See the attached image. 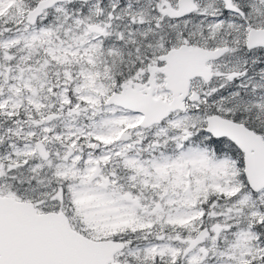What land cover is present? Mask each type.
I'll list each match as a JSON object with an SVG mask.
<instances>
[{
    "label": "snow or ice",
    "instance_id": "6c2138e0",
    "mask_svg": "<svg viewBox=\"0 0 264 264\" xmlns=\"http://www.w3.org/2000/svg\"><path fill=\"white\" fill-rule=\"evenodd\" d=\"M0 264H264V0H0Z\"/></svg>",
    "mask_w": 264,
    "mask_h": 264
}]
</instances>
